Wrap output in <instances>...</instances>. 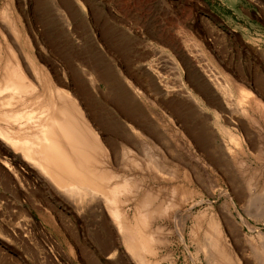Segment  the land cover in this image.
Masks as SVG:
<instances>
[{
    "label": "rangeland",
    "instance_id": "374dc122",
    "mask_svg": "<svg viewBox=\"0 0 264 264\" xmlns=\"http://www.w3.org/2000/svg\"><path fill=\"white\" fill-rule=\"evenodd\" d=\"M57 1L0 0V108L36 120L0 112V264H264V0ZM51 84L97 137L69 129L77 182L45 161Z\"/></svg>",
    "mask_w": 264,
    "mask_h": 264
},
{
    "label": "bare ground",
    "instance_id": "6f19581e",
    "mask_svg": "<svg viewBox=\"0 0 264 264\" xmlns=\"http://www.w3.org/2000/svg\"><path fill=\"white\" fill-rule=\"evenodd\" d=\"M52 3L51 4H53V6L56 8V10L58 11V13L62 16L63 15V12H62V10H61V8H60V6H59V4H58V1L57 0H50ZM21 5V4H20ZM36 7V6H35ZM2 14H3V12H2ZM5 14V13H4ZM11 21V20H10ZM5 23V22H4ZM8 26V25H7ZM7 39V38H6ZM12 43V42H11ZM14 45V44H13ZM3 46V45H2ZM8 46V45H7ZM16 46H18V45H16ZM11 49V48H10ZM14 48H12V50H13ZM3 50V49H2ZM15 50V49H14ZM3 52V51H2ZM8 52V51H7ZM7 55V54H6ZM23 57V56H22ZM10 58V57H9ZM21 58V57H20ZM21 59H23V58H21ZM168 60V63L170 64V65H175V63H174V61L171 59V58H167ZM3 63V62H2ZM2 65V64H1ZM164 67H167V63L166 62H164ZM13 66V65H12ZM146 66V65H145ZM144 67V66H143ZM147 67H149V66H147ZM171 69L173 68V67H170ZM145 69V68H144ZM176 68L174 67L173 68V70H175ZM7 70V69H6ZM175 72H177V71H175ZM8 73H9V71H8ZM19 73V72H18ZM21 73V72H20ZM210 75H209V77H210V79L211 80H213L214 82H215V84L217 85H215V87L217 88L218 87V89H219V91L222 93V97H224V98H226L227 99V101L229 102V101H231L232 100V98H233V94H232V89H231V87L229 86V83L227 82V81H224V80H222V78L218 75V74H215L214 72H213V70H211L210 69ZM8 75V74H7ZM19 75V74H18ZM10 77V76H9ZM12 77V76H11ZM149 77H150V79H152V82L153 83H157V80H156V78L158 79V78H160L159 76H153V75H149ZM24 78V77H23ZM21 80V79H20ZM24 80V79H23ZM211 80H210V82H211ZM16 81V80H15ZM212 81V82H213ZM17 83L19 82V81H16ZM21 82V81H20ZM160 82V81H159ZM29 84V83H28ZM17 85V84H16ZM20 86V85H19ZM31 87V86H30ZM180 89L181 88H183L184 89V86H183V82H180ZM238 87V86H237ZM24 88V87H23ZM178 88V87H177ZM51 89H52V91L55 93V95H57V97H58V99L57 100H61V102H60V105H59V103H58V105H57V102L55 103V105H53V103H51L50 102V104H52L51 105V107H48V109H49V111L50 110H52V108H54V110H53V112H52V114L50 115V117H48L47 119L48 120H50L51 122H50V126H49V128H44L43 130H41L40 129V131L39 132H44V131H46V135H47V140H46V143H45V145L47 146V149H44L43 150V153H45L47 156H49L48 157V159L47 160H45L47 163L49 162V163H52L53 164V167L54 168H60L59 169V173L61 174V175H63V174H66V175H68V177H70V179H71V181H73V182H77L78 180H80L81 179V177L83 176L84 178L85 177H88V174H87V170H80V168L74 163V161L72 160V159H70V156H69V151H73V152H76V147L74 146V142L73 141H71L70 142V131H69V129L72 127V128H74L75 130H77L78 132L80 131L81 132V134H82V136L84 137V135H85V131H87V129L89 130V132L91 133V136L94 138V140L96 141L97 140V137H96V135L93 133V131L91 130V127L85 122V120H84V118H83V115L82 114H80V112L78 111V113L77 112H75L74 110L76 109H78V107L76 106V105H71V104H69V97H67L66 96V94L64 93V92H62V91H60L59 89H57L55 86H53L52 84H51ZM238 89V88H237ZM179 90V89H178ZM182 90V89H181ZM183 91V90H182ZM182 91H180V92H182ZM185 91V90H184ZM242 91V93H239V94H242L244 97H243V99L245 98L246 100H248V97L251 95V93H250V91L248 92V91H246V89H245V87L244 88H242L241 90H239V92H241ZM8 93V92H7ZM27 93V92H26ZM179 93V92H178ZM185 93H186V97H187V99H189L190 101L192 100L193 101V103H197L198 101H197V98H194L193 97V95L190 93V92H188V91H185ZM182 94H183V92H182ZM178 95H180V93L178 94ZM185 95V94H184ZM241 95V96H242ZM237 96V95H236ZM242 98V97H241ZM252 98V97H251ZM245 100V101H246ZM226 102V101H225ZM228 102H226V104L228 103ZM234 102V101H233ZM238 102H240V101H237V103ZM244 102V101H243ZM230 103V102H229ZM228 103V104H229ZM37 104H38V102H37ZM245 104V103H244ZM257 104V103H256ZM71 105V107H72V110L74 111V112H72V113H70V111H71V108L69 109V107L68 106H70ZM233 105V104H232ZM240 105V104H239ZM11 106V105H10ZM244 106V105H243ZM239 107H241V105L239 106ZM60 108V109H59ZM176 108V107H175ZM245 109V108H244ZM82 110V109H81ZM255 110V109H254ZM4 111V112H3ZM59 111L61 112V113H59ZM240 111V110H239ZM242 111V110H241ZM241 111H240V113H241ZM245 111V110H244ZM0 112H3V116H5L6 114H13V118H11V119H6V121H8L9 123H14L13 125H17L18 123H19V121L20 120H27L29 123H34V122H36V120H35V117L33 116V114L32 113H16L15 111H10V110H5V107H1L0 108ZM19 114V115H18ZM60 116H61V119H62V124L60 125V131L61 132H63V135H64V137H65V139H66V145H61V144H59V142L57 141V139H58V137H57V135H56V133L58 132V130L55 128L56 127V123L59 121V120H61L60 119ZM4 118H6V117H4ZM86 118V117H85ZM87 119V118H86ZM218 124V123H217ZM19 125V124H18ZM54 125H55V127H54ZM39 126V125H38ZM76 126V127H75ZM219 126H220V124H219ZM78 127V129H76ZM137 131V130H136ZM96 132V131H95ZM134 132V131H133ZM220 132H222L223 134H224V137H226V139H227V143H226V148L228 149V151H229V153L230 152H234L233 151V147H239L240 146V140H239V138L236 136V135H234V134H232L231 132H228L227 130H225L223 127L222 128H220ZM138 133V132H137ZM139 134V133H138ZM39 135V134H38ZM81 136V135H80ZM138 137V136H137ZM36 138L37 139H40V136H36ZM45 138V137H44ZM88 138V137H87ZM43 139V138H42ZM89 139V138H88ZM32 140V139H31ZM32 142H34L35 143V140H32ZM43 142V141H42ZM84 142H85V140H84ZM31 143V142H30ZM29 142H26V143H23V146H27V145H29L30 144ZM6 144V143H5ZM13 144V143H12ZM64 144V143H63ZM86 144V143H85ZM8 145V144H7ZM42 145L43 144H40V140H39V142H37V145H36V147H37V149H38V151L37 150H34L33 151V153L35 154V153H37V154H41V152H42V150H40V147H42ZM86 146V145H85ZM151 146V145H150ZM71 147H72V149H71ZM242 147V146H241ZM81 148H82V146H81ZM88 148V147H87ZM108 149V148H107ZM128 149H130V148H128ZM25 151H27V150H25ZM80 151V150H79ZM83 151V150H82ZM105 151V150H104ZM132 151V150H131ZM156 151V150H155ZM67 153V154H66ZM209 154V153H208ZM233 154V153H232ZM27 155V154H26ZM211 154H209V156H210ZM149 156V155H148ZM208 156V157H209ZM212 156V155H211ZM81 157V156H80ZM92 157V156H91ZM154 157V156H153ZM207 157V158H208ZM144 158V157H143ZM158 158V157H157ZM210 158V157H209ZM81 159V158H80ZM154 159H155V157H154ZM124 160V159H123ZM139 160V159H138ZM137 160V161H138ZM159 160V159H158ZM141 161V160H140ZM164 161V160H163ZM177 161V160H176ZM209 161H212L211 159L209 160ZM41 162V161H40ZM142 162V161H141ZM149 162V161H148ZM160 162V161H159ZM178 162V161H177ZM139 163V162H138ZM154 163V162H153ZM164 163V162H163ZM219 163V162H218ZM141 164V163H140ZM146 164H147V162H146ZM216 165H218V164H216ZM176 166V165H175ZM137 167V166H136ZM94 169V168H93ZM176 169V168H175ZM177 169H178V167H177ZM49 170H51V168H49ZM53 170V169H52ZM85 171H87V172H85ZM91 171V170H90ZM98 172V171H97ZM90 173V172H89ZM174 173H176V172H174ZM94 177H97L98 175L94 172ZM126 178V177H125ZM47 179V178H46ZM91 180V179H90ZM48 181V180H47ZM177 182V181H176ZM126 183V182H125ZM140 184V183H139ZM52 185V184H51ZM176 185V184H175ZM49 187V186H48ZM179 189H180V187H179ZM183 189V188H182ZM111 190V189H110ZM162 190V189H161ZM128 191V190H127ZM137 191V190H136ZM141 191V190H140ZM175 191V190H174ZM58 192V191H57ZM237 192H239V191H237ZM237 192H234V193H237ZM179 193V192H178ZM174 194V193H173ZM235 196H237L236 194H235ZM242 195L240 194V197H241ZM62 197H64V196H62ZM124 197V196H123ZM127 197V196H126ZM142 197H143V195H142ZM238 197V196H237ZM236 197V198H237ZM240 197H238L239 199H241ZM168 199V198H167ZM179 199H180V197H179ZM70 201V200H69ZM101 201V200H100ZM117 201V200H116ZM146 201V200H145ZM172 201V200H171ZM112 202V201H111ZM178 202V201H177ZM139 203V202H138ZM125 204V203H124ZM168 204V203H167ZM138 205V204H137ZM68 206H70V205H68ZM136 206V205H135ZM165 206V205H164ZM168 206V205H167ZM170 206V205H169ZM172 206V205H171ZM117 207V206H116ZM137 207V206H136ZM143 207H144V205H143ZM147 207V206H146ZM159 208V207H158ZM165 208V207H164ZM117 209V208H116ZM155 209V208H154ZM166 209V208H165ZM168 209V208H167ZM140 210V209H139ZM119 211V210H118ZM135 211H137V210H135ZM147 211V210H146ZM152 211V210H151ZM109 213V212H108ZM151 213V212H150ZM231 213V212H230ZM230 213H229V215H230ZM109 216V215H108ZM117 216H118V214H117ZM121 216H123V215H121ZM120 216V217H121ZM148 215H146V217H147ZM115 217V216H114ZM138 217V216H137ZM145 217V216H144ZM128 218V217H127ZM119 219V218H118ZM125 219V218H124ZM146 219V218H145ZM147 220H149V219H147ZM117 221H119V220H117ZM137 221H138V219H137ZM237 222V221H236ZM122 225V224H121ZM138 226V225H137ZM148 227V226H147ZM219 228V227H218ZM145 232H146V230H145ZM148 232V231H147ZM206 232V231H205ZM222 233V232H221ZM206 234V233H205ZM262 234V233H261ZM155 236V235H154ZM212 236V235H211ZM214 237V236H213ZM212 238V237H211ZM228 241V240H227ZM210 242V241H209ZM207 243V242H206ZM213 244H214V242H212ZM216 243V242H215ZM224 243V242H223ZM152 244V243H151ZM209 244V243H208ZM217 244V243H216ZM219 244V243H218ZM218 244H217V246H218ZM220 245H221V243H220ZM213 246V245H212ZM223 248H224V246H222ZM208 248V247H207ZM207 248H205V249H207ZM209 248H210V244H209ZM212 249H213V247H211ZM208 249L207 250V258H206V263L207 264H214V261L212 260V254L214 255L215 253H217V252H215L216 250H217V247L214 249V251H212V249ZM220 248V247H219ZM218 251V250H217ZM206 253V252H205ZM231 253V251L230 250H228V249H225L224 248V250H222V252H219V254H218V257H219V259H221L220 260V262L219 263H221V264H231V263H229V254ZM148 254V253H147ZM205 255V254H204ZM233 255V254H232ZM234 256V255H233ZM217 259V258H216ZM215 259V260H216ZM216 262V261H215ZM217 263V262H216ZM202 264H204V262L202 261ZM234 264H240L239 263V261L238 262H235Z\"/></svg>",
    "mask_w": 264,
    "mask_h": 264
}]
</instances>
